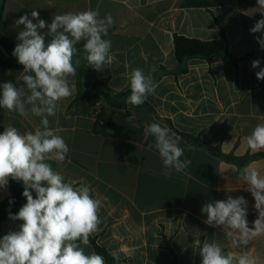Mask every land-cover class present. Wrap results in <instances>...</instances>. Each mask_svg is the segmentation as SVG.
I'll list each match as a JSON object with an SVG mask.
<instances>
[{
    "label": "crops",
    "instance_id": "crops-1",
    "mask_svg": "<svg viewBox=\"0 0 264 264\" xmlns=\"http://www.w3.org/2000/svg\"><path fill=\"white\" fill-rule=\"evenodd\" d=\"M183 1L7 0L1 32L18 43V32L24 26L17 27L15 21L25 14L31 19L32 10L38 11L46 24L58 14L98 10L100 19L108 15L113 18L103 38L111 40L110 51L115 58L111 65L97 71L84 59L83 46L76 47L73 63L78 59L79 66L87 70L81 80L83 88L89 90L96 80L108 79L115 92H125L130 90L129 74L135 68L152 77L160 67L170 72L158 81L155 94L146 98L154 112L133 109L130 118L114 121L109 129L97 125L96 116L86 103H76L69 109L77 91L60 102L55 116L48 117L50 127L63 129L59 134L69 147L64 162L53 161L54 170L74 187L89 186L93 197L102 202L99 231L92 235L101 247L109 252L118 250L121 264H171L166 237L178 264H201L199 248L207 241L218 243L225 254L249 252L258 264H264V235L234 247L221 226L204 223L206 215L202 213L208 202L242 196L248 205V226L253 227L258 218L255 200L238 174L252 164L264 175V158L239 164L226 161L181 137L179 145L184 155L180 159H188L191 164L183 172L172 170L170 176H165L158 151L148 148L149 144L154 145V137L144 136L146 126L158 123L177 136L178 131L200 137L226 155L242 158L264 153L252 152L246 143L254 127L264 123V80L257 79L259 68L252 67L253 60H242L235 67L220 57L210 63L192 59L187 73L173 74L178 69L175 36L216 40L223 29L232 55L264 57L257 40L264 31L250 32L264 18L257 0H211L216 5L209 9L185 7ZM41 31L47 32V28ZM50 39L46 36V43ZM1 60H11L10 55L0 50ZM260 61V68H264V58ZM22 71L0 65V85L12 82L23 87L25 95L29 94L21 80ZM69 80L75 82L77 89V76ZM40 120L30 112L20 116L0 108V125L16 127L21 134L41 127ZM9 193L8 183L0 189V203ZM21 224L19 220L4 221L0 238L18 231ZM82 247L86 253L95 251L90 244Z\"/></svg>",
    "mask_w": 264,
    "mask_h": 264
},
{
    "label": "clouds",
    "instance_id": "clouds-1",
    "mask_svg": "<svg viewBox=\"0 0 264 264\" xmlns=\"http://www.w3.org/2000/svg\"><path fill=\"white\" fill-rule=\"evenodd\" d=\"M258 8L264 14V0H257ZM31 19L25 14L15 24L23 25L17 35L19 41L12 53L23 66L21 80L23 87L12 82L0 85V108L27 116L29 112L40 117L41 127L34 132L21 134L16 127H6L0 133V189L6 188L9 178L24 185L22 195L26 203L16 214L9 212V219L22 221L18 231H10L0 238V264H106L104 257L95 251L86 253L83 246H89L90 237L99 231V211L102 202L94 198L87 185L74 187L63 175L55 171L48 161L64 162L69 147L59 134L60 128L50 127L49 116H55L61 101L76 94V85L69 77L76 75L80 61L75 65L76 45L84 41L83 52L88 66L101 71L111 65V40L107 26L113 23L108 15L99 18L98 10L78 13L66 12L55 15L50 24L39 18L36 10ZM33 20L37 22L34 23ZM47 28V32H42ZM264 31V18L250 29L252 33ZM51 37L46 43L45 37ZM264 49V36L257 37ZM260 60L252 61L253 68H259L257 79L264 80V68ZM130 95L126 103L140 106L149 95H154L158 84L151 74L135 68L129 74ZM151 135L155 143L149 144L158 151L170 176L172 170L183 172L190 164L181 160L184 149L180 147L181 137L168 127L152 123L145 127V139ZM252 152L264 150V123L257 124L246 137ZM239 177L248 185L254 197L258 218L253 227L248 226L247 201L244 197L208 202L202 207L209 226H221L234 247L247 245L252 239L264 235V175L252 164L239 172ZM35 192V198L33 197ZM13 203V201H9ZM119 261V251L110 252ZM201 264H258L257 258L249 252L237 254L227 252L216 242L205 241L199 248Z\"/></svg>",
    "mask_w": 264,
    "mask_h": 264
},
{
    "label": "trees",
    "instance_id": "trees-1",
    "mask_svg": "<svg viewBox=\"0 0 264 264\" xmlns=\"http://www.w3.org/2000/svg\"><path fill=\"white\" fill-rule=\"evenodd\" d=\"M7 0H0V46L10 55L11 60H1L0 65L6 69L22 70L23 66L17 62V59L12 55L17 43L7 38L1 32V21L4 13V8ZM216 3L211 0H184L183 6L185 7H204L211 8ZM84 41L79 42L76 47L83 46ZM174 51L175 57L178 62V69L173 72L175 76L185 74L189 70V61L192 59H201L207 62H211L215 57H220L225 63H230L237 67L238 63L242 60H261L264 57L253 58L251 54H246L242 57H236L229 52V43L225 31L221 30L219 39L216 40H198L194 38H188L185 36L174 37ZM87 70L78 66L76 71L77 76V95L69 106L72 109L76 103H86L92 113L96 116V122L98 126L105 128H111L112 123L116 120H126L131 117L132 110L136 108H146L149 111L154 112L152 106L145 100L140 106H132L126 103V98L130 95V90L125 92H115L108 83V79L96 80L93 87L89 90L83 88L81 80L86 75ZM164 67L153 74L154 82L158 83L160 79L169 74ZM4 127L0 125V133L4 131ZM178 135L187 140L193 145L206 149L212 155L219 157L223 160H228L234 163H249L253 160L264 158V153H258L255 155H246L239 158L234 155L224 154L219 147L211 146L210 144L203 142L200 137H195L189 134L178 132ZM52 168L55 169V163L49 161ZM9 196L0 203V225L9 219V212L13 215L16 214L19 209L26 203V198L22 195L24 189L22 188V182L15 181L9 178ZM33 192L32 194H34ZM13 201V203H9ZM166 242V248L172 255L171 264H178L177 255L172 250L169 240L164 237ZM90 245L94 248L97 254L104 257L107 264H121L122 261H116L110 255V252L101 247L96 238L90 237Z\"/></svg>",
    "mask_w": 264,
    "mask_h": 264
},
{
    "label": "water",
    "instance_id": "water-1",
    "mask_svg": "<svg viewBox=\"0 0 264 264\" xmlns=\"http://www.w3.org/2000/svg\"><path fill=\"white\" fill-rule=\"evenodd\" d=\"M0 50L6 55V56H8L9 54H7L6 52H5V50L0 46Z\"/></svg>",
    "mask_w": 264,
    "mask_h": 264
}]
</instances>
